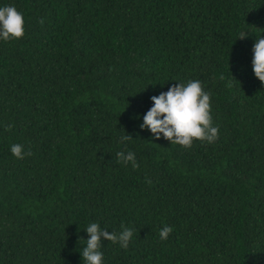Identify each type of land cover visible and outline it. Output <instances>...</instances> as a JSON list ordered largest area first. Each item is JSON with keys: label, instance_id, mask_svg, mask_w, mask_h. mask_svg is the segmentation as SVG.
<instances>
[{"label": "trees", "instance_id": "trees-1", "mask_svg": "<svg viewBox=\"0 0 264 264\" xmlns=\"http://www.w3.org/2000/svg\"><path fill=\"white\" fill-rule=\"evenodd\" d=\"M7 5L25 35L0 39V264H84L91 223L134 230L127 249L102 241V264H264V0ZM190 80L218 139L186 149L142 130L151 97Z\"/></svg>", "mask_w": 264, "mask_h": 264}, {"label": "clouds", "instance_id": "clouds-1", "mask_svg": "<svg viewBox=\"0 0 264 264\" xmlns=\"http://www.w3.org/2000/svg\"><path fill=\"white\" fill-rule=\"evenodd\" d=\"M40 22L43 23V20ZM24 23L23 14L14 6L0 7V39L9 41L22 38L25 35ZM246 35L242 34L239 39H244ZM252 52L254 75L264 84V38L256 39ZM220 79L224 80L225 77L221 75ZM227 86L232 87L230 81ZM210 99V93L204 91L199 80L174 84L168 91L151 97L152 107L144 114L140 128L149 130L156 140L162 135L171 144L186 149L192 147L194 140L213 143L218 139V127L213 126ZM8 128H11V125ZM120 139L121 142H127L133 138L126 134ZM10 150L17 159L31 155V152H25L20 144H13ZM116 162L125 165L131 162L134 169L139 167L135 153L131 151L117 152ZM121 228L123 230L117 235L115 232L101 229L98 223L89 224L85 229L89 238L81 253L84 264H102L103 253L100 249L104 240L113 244L119 243L121 248L127 249L134 230L124 225H121ZM172 231L170 226L162 227L159 232L161 240H167Z\"/></svg>", "mask_w": 264, "mask_h": 264}]
</instances>
